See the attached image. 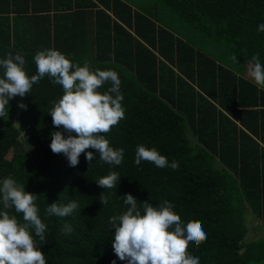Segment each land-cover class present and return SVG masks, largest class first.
Wrapping results in <instances>:
<instances>
[{
	"label": "trees",
	"instance_id": "obj_1",
	"mask_svg": "<svg viewBox=\"0 0 264 264\" xmlns=\"http://www.w3.org/2000/svg\"><path fill=\"white\" fill-rule=\"evenodd\" d=\"M261 23L264 0H154L145 7L126 0H0V59L23 55L31 77L36 52L56 49L92 71H116L124 97L125 118L103 134L124 149L116 167L99 161L94 149L86 150L94 155L90 167L85 153L76 167L52 153L51 133L62 128L48 111L63 89L47 77L13 98L9 116L0 118V181L11 176L37 195L46 242L32 234L46 264H127L113 251L108 221L126 211L122 197L129 193L138 205L169 201L185 224L200 221L207 239L188 247L200 264H264V240H244L246 214L264 223V89L246 76L253 55L264 64ZM139 144L179 168L136 166ZM110 171L121 176L116 188L98 187ZM103 191L110 199L102 206ZM73 200L79 208L72 215L46 216L48 205ZM8 211L23 223L22 214ZM65 224L74 231L62 234Z\"/></svg>",
	"mask_w": 264,
	"mask_h": 264
},
{
	"label": "clouds",
	"instance_id": "obj_2",
	"mask_svg": "<svg viewBox=\"0 0 264 264\" xmlns=\"http://www.w3.org/2000/svg\"><path fill=\"white\" fill-rule=\"evenodd\" d=\"M257 31L264 32V23L258 25ZM231 59L238 63L237 57L232 56ZM33 60L36 74L29 77L23 55L8 53L6 58L0 59V69L3 70L0 77V118L9 116L8 106L13 98L25 97L33 85L47 77L53 85H60L63 89V95L52 102L53 106L48 111L53 126L62 128V131L51 133L49 147L52 153L63 154L70 167H76L79 157L85 153L90 167L94 155L86 150L94 149L104 164L121 165L124 149H114L103 135L125 118L118 73L114 70L92 71L87 63L80 66L52 48L37 51ZM247 63L252 83L258 89H264V64L259 54L253 55ZM106 83L111 86L101 94L98 90ZM18 107L26 109L27 105L19 103ZM142 162L153 163L158 168L170 167L174 171L179 168L176 160L169 164L167 157L157 149L139 144L134 164L139 166ZM120 178L118 172L110 171L95 183L100 188L113 189ZM36 198V194L26 192L25 186L11 176L0 181V203L4 209L0 211V264H46L45 254L32 234L39 238L41 244L46 242L47 225L39 216ZM109 199L104 191L99 196L102 206L107 205ZM122 199L127 206L126 211L112 215L108 221L109 229L114 228L112 248L119 260L127 261V264H200L198 256L188 253L190 242L198 248L207 239L200 221L185 224L167 200L153 206L148 201L138 205L137 198L130 193ZM78 208V202L73 200L66 205L52 203L45 211L49 217H67ZM8 210L22 214L23 223ZM73 231L68 224L61 229L64 235Z\"/></svg>",
	"mask_w": 264,
	"mask_h": 264
},
{
	"label": "rangeland",
	"instance_id": "obj_3",
	"mask_svg": "<svg viewBox=\"0 0 264 264\" xmlns=\"http://www.w3.org/2000/svg\"><path fill=\"white\" fill-rule=\"evenodd\" d=\"M126 1L130 2L135 7H145L152 4V2H154V0H126ZM205 45L207 50H211L210 44L206 43ZM246 76L249 77L248 67L246 70ZM24 146L27 151L31 150V145L29 143L24 142ZM11 154L12 152H9L7 154V157L10 158ZM246 220H247L248 231L246 233L244 240L247 242L258 239L264 240V223H262L258 218L250 214L248 216L246 214Z\"/></svg>",
	"mask_w": 264,
	"mask_h": 264
}]
</instances>
